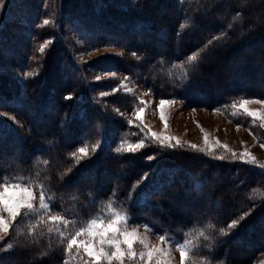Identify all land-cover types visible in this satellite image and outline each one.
I'll list each match as a JSON object with an SVG mask.
<instances>
[{"label":"trees","instance_id":"obj_1","mask_svg":"<svg viewBox=\"0 0 264 264\" xmlns=\"http://www.w3.org/2000/svg\"><path fill=\"white\" fill-rule=\"evenodd\" d=\"M152 1L163 7L167 6L168 10L163 13L151 11L149 6H151ZM258 1L82 0V5H78L77 8L83 7L87 12L83 15H77L74 10L71 15L73 22H75L74 24L88 25V30H84L88 31L91 38H87L93 42L98 40L100 42L106 41V39L117 40L116 38H110L116 31L112 29L113 24L110 25L109 21L110 19H117L121 22L120 27L123 30L125 29L126 32H129L128 28H130L133 32L137 30V32L150 35L160 30L159 32L168 41V44L176 45L178 43L180 50L184 49V54L190 49L186 47L193 48L199 45L203 50V53L201 51L202 55L207 52L205 51L207 49L206 42L212 41L214 46H216L219 43L218 41H223L224 47H215V51L220 55L224 52L227 53V51L229 53L239 50L244 43H254L264 39V0ZM41 2L42 0H8L3 8V13L0 14V24L4 27L13 25L15 30L16 26L22 28L21 25H26L24 29H26L27 33L33 32L31 26L38 16V11L41 9ZM72 4H74L72 0H61L57 3L58 6L61 5V8L65 7L62 11H65ZM250 9L255 10L256 13L252 15ZM187 13L189 17L185 21L183 15H187ZM225 14L228 15L227 18L218 19L219 17L217 16H225ZM212 17L216 18L215 25L218 26L203 32L196 42H179L184 37L183 35L196 34L200 28L202 29V25L199 23H204L206 20L212 19ZM68 20H71L70 17H66V15L60 16L57 24L65 25ZM181 23L189 25L188 28L181 27ZM238 30H240L241 34L240 36H235L233 32ZM61 33L62 31L58 35L61 36ZM92 37L95 40H92ZM213 37L218 39L213 40ZM96 43H99V41ZM127 45L134 52L144 54L143 59L145 62L147 61L150 69L145 68L143 70L142 67L140 72L147 79L146 84H153V89L155 88L159 93L158 84H164L163 80L165 81V79L166 82H170L171 73L173 76L175 75L173 70L176 69L177 72L178 68H172L182 52H178L179 56L176 55V57L172 56V53L167 54L170 50L150 55L151 49L148 46ZM256 47L248 52L246 60L243 61L244 65H240L242 67L239 66L237 70H240V74L244 75L245 78L259 76V80L264 81V66H262L264 65V49L261 46ZM67 50L64 49L66 54L64 59L67 60V66H69L70 70L74 72V76L71 74L68 78L66 77L68 84L74 79L79 81V78L80 82H82L81 85L88 84L87 79H82L84 77L82 76L81 78L79 76L80 73H77L78 71L81 72L77 61L73 60L72 56L69 61L68 57L70 55ZM171 50L175 51L173 48ZM255 61L257 64L252 65ZM108 62L111 64L109 69L116 68L120 71H127V69L132 67L130 63V67L127 66L128 68L120 66L121 62L118 59H110ZM124 63L127 64L126 61ZM17 64L11 67H17ZM50 64L48 58L46 69L44 67L45 75L50 74V71H48L51 67ZM24 65V69H29L28 64ZM101 67L105 68V66ZM136 68L139 67L136 66ZM210 68L212 70L213 67L211 66ZM251 68V73L255 71L253 76L245 72ZM75 73H77V76H75ZM189 75L190 79L184 80L185 82L181 87H177V84L173 86V92H175L173 94L177 97H180V94L181 96L185 94V100L189 103H192L199 96L206 98L205 85L198 83L200 77L197 75L193 80L192 76L194 74L190 73ZM36 80L30 77L0 76V106L14 111L28 125V131L30 130L25 135L17 128V125L15 127L0 118V161H5L8 158L15 160L6 164V167L0 165V179L24 177L29 180L33 179V175L36 174L35 176L38 177L35 179L40 180V183H44L45 190L48 194H51L50 199L53 203V208L57 211H62L71 218L77 219L78 224L96 214L102 213L105 202L113 199L127 209L132 222L148 225L153 232L168 235L176 241L190 238L192 235L190 230L192 229L195 230L193 232H196L202 226H207V236L211 239H204V241L198 242L193 251L194 254H191V257L198 260L203 258L207 261V264H220L221 261L223 264H248L264 254V174H262L264 172L254 169L250 170L246 167L240 168L237 163L229 165L225 164L224 161L211 162L206 155L204 156L201 153L198 156H193L187 155L188 153L183 151H173L174 156L165 155L166 153L164 152L159 157L160 159H154L150 163L145 159H138L140 155L130 159L121 158V153H117L115 150V136L111 134V127L114 121L106 119V116L101 112L100 107L93 101L88 92L82 95L83 97L78 101L71 103L70 100H66L65 104L72 107V113L62 114L60 110L55 111L57 116L60 114L65 117V131L70 138L69 144H63L58 139L59 135L52 141H50L48 136L40 138L37 131L30 125L33 120L30 116L33 114L30 115V111L24 114L25 108L27 110L35 109L36 104H39V106L43 107V111L47 110V112H50L54 111V103H57L59 108L61 103L59 101L52 103L55 100L53 99L54 96L57 99L59 97V93H56V88L45 86L46 82L39 87L36 85L38 83ZM150 80H153L154 83L150 82ZM190 80L193 81L191 82ZM179 81L183 82L180 78ZM67 88L65 87L64 89L62 86L59 91L63 93ZM182 91H186V93H182ZM234 94L253 95L264 99V91L261 90H243ZM34 97L39 98L37 103L33 100ZM226 100L229 99H222L221 97L220 99L210 98L209 104H216ZM196 102L199 103L201 101L198 100ZM63 109L64 107L61 106V110ZM55 114L52 112V116H49L52 118ZM36 117L39 118V115H36ZM84 122L88 123L87 128L83 126ZM62 124L54 126V131L58 132L61 128H64V124ZM80 126L82 130L77 133ZM114 127L116 128V126ZM98 137L101 139L99 142L100 147L94 151L90 159L74 167H70V165L64 167L63 161L60 162L61 164H55L54 155L57 154L62 159L61 153L64 150L63 157L67 156L65 161L70 160L69 152L71 153L77 146L95 142ZM60 147L62 150L60 152L56 151L55 148L59 149ZM33 153L37 155L36 158L38 160L35 159V161L37 160L36 165L32 167L27 160L30 157H35ZM45 160L48 161L47 164L44 163ZM129 161H135L137 168L132 169L128 164ZM151 165L154 168L148 170L152 168ZM69 167L71 171H68ZM119 169H122L123 173L129 172L128 174H132L129 176L120 175L115 179L117 181L110 182L107 188H100V190L96 191L94 187H100V184L106 180L107 173L111 174L116 170L119 171ZM215 169L219 171L218 174H215ZM220 172H225L227 177H220ZM233 172H237L238 176H233ZM145 174H147L146 179L144 178ZM83 176H87L88 183H80L75 187H69L71 182H75ZM230 176L233 177L231 178ZM229 185L233 186L231 192L229 191L230 189H226ZM175 193L180 194L179 200H184L188 195L198 196L199 200L205 202L202 205L206 211L205 214L200 218H196L193 215L194 217L192 216V218L180 224L183 219L180 216V212H178V209L168 205L169 201L175 198ZM229 205H232L233 208L227 209L226 206ZM250 209V214L241 219L243 213L249 212ZM233 219H239L240 224L236 228L229 229L227 225ZM26 221L27 219L21 220V223L17 224L18 227H14L9 239L0 243V264H14L16 260L21 261L23 259L21 258L23 257L22 255L29 253L34 255L30 254L31 257L26 258L24 264L63 263L66 258L63 251L64 247H66V239L62 244L58 233L49 234L47 231H43V235L41 233L37 234L39 230H42L41 227L36 228V239H34L27 235L28 227ZM221 228L225 229L227 235L220 233L219 230ZM18 229H23L20 235H17ZM10 242L13 244V248L8 249L6 246ZM24 242L28 244L30 242L29 246L23 245ZM239 254H246V257L238 260L236 255L238 256Z\"/></svg>","mask_w":264,"mask_h":264},{"label":"rangeland","instance_id":"obj_2","mask_svg":"<svg viewBox=\"0 0 264 264\" xmlns=\"http://www.w3.org/2000/svg\"><path fill=\"white\" fill-rule=\"evenodd\" d=\"M59 1L61 0H56V1L42 0L40 5L41 9L40 11H38V16L36 17L34 23H32L31 28L33 29V32L31 33L29 32L27 33L26 29H24L26 25H21L22 28L16 26V30H15V28H13V25L12 26L8 25L4 27L0 24V76L9 75L12 77L18 76L19 78H26V76H24L25 72H36L38 73L37 75L30 77L33 78V80L34 78L37 79L36 82L38 83L36 85L40 87L46 82L45 86H48L50 88H52L53 86L54 88H56V93H59L58 99L56 96H54L53 99L55 100H53L52 103L59 101V103H61L60 108L58 107L57 103L56 104L54 103L53 104V107L55 106L54 111L47 112V110L43 111V107L39 106V104H36L37 106H35V109L27 110L25 108L26 111L23 112L24 114H26L28 113V111H30V115L31 114L34 115V116L33 115L30 116L33 119V120L31 119L32 122L30 125L33 129H35V131H37L38 137L42 138L44 136H48L50 141H52V139L58 137L59 135L60 137H58V139L62 141L63 144L64 143L69 144L70 138L69 136H67V132L65 131L66 130L65 128L66 121H64L65 117L64 115L62 116L60 114L57 116L55 114L56 113L55 111L60 110L62 114L64 113L68 114V112L72 113V107H70L68 104H65L66 102V100L64 99L65 95H67L68 93L73 94V98L70 100L72 103L73 101H78L79 99H81L83 97L82 95L88 92L90 94V97H92L93 101L96 104H98L101 112L106 116V119L114 121L113 126L111 127V134L115 136V150L116 148L120 147L121 141L136 143L140 139L145 140L146 146L144 148L134 153L121 151L120 152L121 158L124 157L126 159H130V158H136L137 156L140 155L138 159L140 160L145 159L146 161H148V163H150L154 159L158 160V158L161 157L163 155L162 153L164 152L166 153L165 155L174 156L175 154L173 151H183L185 153H188L187 155H193V156H198L200 155L199 153H201L204 156L206 155L209 161L219 162L221 160L214 158L213 155H210L204 151L193 150L188 146L189 142H191L192 144H196L200 146V148L202 149L205 148L204 133L207 132L210 143L214 144L218 139L221 144H227L228 147L234 150L236 153H241L245 149H247L249 152L252 153V155H254L257 158L259 164H264V148L261 147V144H264V122H262L259 118L254 119L253 117L248 116L241 109H234L232 107L233 101L238 102L241 98H244L253 101L252 103L247 105L248 108L254 110H260L262 113H264V104H258L254 102L255 100H264L263 98L253 95L234 94L241 92L243 90L264 91V81H260L259 76L254 78H245L244 75L240 74L239 72L240 70L239 71L237 70L240 65H244L243 61L246 60V55L248 54V52L253 50L254 47L261 46L264 49V39L262 41H256L254 43H244L239 48V50H235L234 52L231 51L229 53L227 51V53L224 52L220 55L217 54V51H215V47L216 48L224 47L223 41H218L219 43L216 46H214V43L212 42L211 43L206 42L205 45H207V49H205V51L207 52L202 54L203 56L201 55V51L203 53V50L199 47V45L193 48L186 47V48H190L188 50L189 53L185 52L184 54V49L180 50L178 43L176 45L168 44V41L165 40L164 37L159 32L160 30L150 35L143 32H137L136 29H135L136 32H133V30L130 28H128L129 32H126L125 29L123 30L120 27V23H121L120 21H118L117 19L116 20L110 19L109 20L110 25L113 24V27L111 26L112 29L116 31L114 32L115 34L113 33L110 36V38L111 37L113 39L116 38L117 40L106 39V41L103 40L101 42L100 40H98L99 43H96L98 41L93 42L88 39L91 38V35L87 31L88 25L74 24L75 22H73L74 20L72 19L71 14L74 12V10L76 11L77 15L78 14L83 15L84 13L87 12V10L83 7L77 8L78 5H82V0H72L74 4L69 6L65 11H62L63 8L65 7L61 8V5L60 6L57 5ZM229 1L237 2V0H229ZM254 1H258V0H254ZM7 2L8 0H6V3ZM149 7H151V11L158 13H163L164 11L168 10L167 6L163 7L160 4L159 5L156 4L154 1H152L151 6ZM2 13H3V9H0V14ZM188 13L187 15L185 14L183 15L185 21L188 20L187 18L189 17ZM250 13L253 15L256 12L255 10L250 9ZM63 15H66V17H70L71 20L65 22V25L57 24L58 19H60V16ZM217 17H219L218 19H222V17L227 18L228 15L225 14V16L221 15ZM45 19L49 21L47 25L43 23ZM215 23H216V18L213 17L210 20H206L204 23H199L200 25H202V29L200 28L201 30L199 29L197 33L196 31H194V33L196 34L193 35L192 34L188 36L183 35L184 37L180 39L179 42L180 43L182 42L186 43L192 41L196 42L200 38V35L203 32H205L209 28L218 26L215 25ZM188 26L184 25V28L186 27L188 28ZM61 31H62L61 36H59L58 34ZM233 34L235 36H240L241 33L240 30H238L233 32ZM92 40H95V38H93ZM46 41L48 43L45 47V50L44 52H41L40 46L42 44H45ZM117 41H119V43H117ZM127 44L148 46L151 49L150 55L160 54L162 52L164 53V51L166 52L167 50H170V52L168 51L169 53L167 54L172 53V56L174 55L176 57V55L179 56V53L182 52L181 55L179 56V59H176L172 68V69H174L175 67L178 68L177 72L176 69L173 70L175 75L173 76V74L171 73L173 79L171 78L169 80L170 82H166L165 79V81L163 80L164 84H158L159 87L157 88H160L159 93L158 91L155 90V88L153 89L152 87L153 84L151 85L150 83L148 85L146 84L147 79L140 72V69L142 67L143 70H145V68L150 69L149 65H147V61L145 62L143 59L144 54L141 53L138 54V52H134L133 50L130 49V47ZM63 48L66 50L68 49L67 52L70 55L68 57L69 61L71 56L74 58V59L72 58L73 60L77 61L78 66L81 69V72L78 71L77 73L78 74L80 73L79 76L81 78L82 76L84 77L82 79L84 80L87 79L89 85L82 84L83 85L82 86L81 85L82 82H80L81 81L80 78L79 81H76V79H74L72 82L70 81L71 85L68 84L67 78L71 74L72 76H74L73 74L74 72H72L69 66H67V60L64 59L66 54L64 53ZM172 48L175 51H172L171 50ZM193 52H196L198 54L199 62L198 64H196L195 69L191 70L189 74L190 73L192 75L194 74L192 76L193 80L194 78H196L197 75L200 77L198 83L205 85V89H206L205 92L207 97L205 98L204 96H199L196 97L192 101V103H189L186 102L185 100L186 98L185 94L184 96H181L180 94V97H177L176 95L173 94L175 93L173 92L174 90L173 86L177 84L178 85L177 87H181L185 82L184 81L185 69L193 68V62L188 61L187 57ZM133 53H136V55H133ZM48 58H49V64L51 63L50 64L51 67L48 70L50 71V74L45 75L44 67L46 69V63L48 62ZM110 59H118L121 62L120 66L122 67L126 66V68H128L127 66L130 67V65L132 67L127 69V71H120L119 69L116 68L109 69V66L111 64H109L110 62H108V60ZM124 61H126L127 64L124 63ZM8 63L10 64L7 65ZM14 64H17L18 66L11 67ZM24 64H28L29 69H24L25 68ZM255 64H257L256 61L252 63V65ZM101 66H105V68L103 69ZM136 66H138L139 68H136ZM211 66L213 67L212 71L210 68ZM5 67H11V68H5ZM207 68L208 70L210 68V70L208 71ZM251 71L252 68L248 69V71L246 70L245 72L253 76L255 74L254 73L255 71L252 73ZM113 72L115 73V75L110 74ZM77 73H75V76H77ZM97 76L100 77L99 80L96 79ZM153 76L155 77V75ZM126 77L127 80L125 79ZM178 77L183 82H180ZM193 80L190 81L192 82ZM122 82H124L128 88L132 89V91L125 92L122 86ZM150 82H153V80H150ZM62 86L64 87V89L65 87H68L67 90L63 93L59 91V89ZM113 88H117L118 90L116 92H112ZM149 89H151V91H148ZM101 92L108 93V95L101 97L100 96ZM184 92L186 93V91H182V93ZM164 93L165 95H163ZM220 97L222 99L227 98L229 100L222 101L216 104L215 103L209 104L210 98L220 99ZM139 98H142L144 101H146V105H139ZM161 99L175 100V103L164 106V114L168 122V128L166 130L164 128V123L160 119V111L158 108ZM33 100L37 103L39 101V98L34 97ZM195 100L196 101L199 100L201 102L197 103ZM61 106L64 107L63 110H61ZM137 106H142L145 108V111L142 114L143 125L151 128L155 132L166 131L168 135L178 137L183 146H177L176 148H171V147L161 148L155 141L151 139H147L145 137L144 131H142L141 128V121L136 120L135 116H133V110ZM116 109H119V112H117ZM215 109H219V111H216ZM52 112L53 114H55V116L51 118ZM121 113L123 115H121ZM36 115H39V118H37ZM47 116L49 117L47 118ZM0 118L4 119L5 121L14 125L15 127L17 125V128L20 129L22 133L25 135L30 131V130L28 131L29 129L27 127L28 125L25 124L24 120L20 119L14 113V111L8 110L2 106H0ZM129 120H133L135 121V123L129 124L128 123ZM61 123L64 124V128H61V130L55 132L54 126L59 125ZM81 126L79 127V131H77V133L80 132V130H82ZM83 126L87 128L88 123L86 124V122H84ZM114 126H116V128ZM74 140H76V138H74ZM100 141L101 139L98 137V139L95 140V142L77 146L76 149L73 150L75 151L79 147L85 145L88 147L90 152V157L85 158L80 163L85 162L86 160L91 158L92 154L94 153V151L92 150V145ZM173 143H175V141H173ZM55 149L56 151L59 152L60 150H62L61 147L59 149L57 148ZM63 151L64 150H62L61 153L62 159L59 158L55 153L56 155H54L53 157L55 164L63 161L64 167L68 165H70V167H74L75 165H77L75 162V158L71 156H70L71 157L70 160L65 161L67 159V156L63 157L64 155ZM214 153L215 156H219V155H226L228 157L231 156V154L226 152V150L223 149L222 147H217L214 150ZM34 155L35 157L34 156L30 157L27 160L29 164L32 165V167L36 165V162L38 160L36 158L37 155L36 154ZM150 155L154 157L151 160L148 159V156ZM35 159L37 160L35 161ZM14 161L15 160L8 158L5 161H0V165L6 167L5 166L6 164L12 163ZM223 161L225 164L227 163L229 165H233L237 163L240 166V168L246 167L250 170L254 169L264 172V169L259 168L258 165L245 164L238 159L229 158ZM128 164L131 166L132 169L137 168L136 167L137 163L135 161L134 162L129 161ZM151 167L152 168L148 170H152L154 168L153 165H151ZM121 170L120 169L119 171L116 170L111 174L107 173L106 180L102 182V184H100V187H94L96 191L100 190V188L103 189L107 188L109 183L117 181L115 179L120 175L129 176L130 174H132V173L128 174L129 172L123 173V171ZM216 170L217 169L214 170L215 174L216 173L218 174L219 171ZM35 175L36 174L33 175L34 178L31 180L40 183V180L35 179L38 177ZM219 175L220 177L222 176L224 178L227 177L225 172H220ZM232 175L238 176V173L233 172ZM233 176L230 177L232 178ZM17 178L16 177L8 178V180L12 181V180H16ZM2 182H4V178L0 179V183ZM24 182L27 183L28 180L24 179ZM88 182L89 181L87 176H83L79 180L75 182H71V184H69V187L72 188L75 187L77 184L88 183ZM232 188L233 186L229 185V187H227L226 189L227 190L230 189L229 191L231 192ZM36 192L38 196L39 194L38 187L36 189ZM46 193L49 197V200L51 201L50 199L51 194L50 193L48 194L47 191ZM179 196L180 194L175 193V198L169 201L168 205L178 209V212H180L181 214L180 216L183 217L182 222H180V224L192 218L193 215H195L196 218H200L202 217L203 214H205L206 211L202 207V205H204L205 202L199 200L198 196L188 195L184 200H179ZM109 203H111L118 210L122 212L124 211L127 212V209L125 207H122V205H120L113 199H109V201L105 202V206L103 207L104 210H102V213L96 214L93 217H98L100 215H103L105 219H109L110 216L107 212V205ZM37 206H38V200H37ZM226 207L227 209L233 208L232 205ZM52 210L54 212L57 211L54 208ZM60 212L61 214H64L62 211ZM37 219L38 217L36 215H32L29 218H27L26 221L27 227H29L30 224L36 223ZM21 220H23V218L21 217L17 218V221L14 222L13 227L12 229H10L8 236H6L3 241L9 239V235L12 234L14 227L16 226L18 227L17 224L19 222L21 223ZM144 225L145 224L136 223L134 221L132 222L131 219L129 221L130 228L136 227L141 234H146L148 236V240L150 244L160 246L161 242L159 241V236L165 234H157L153 232L150 227H148L146 230ZM77 226H79V224H77ZM37 227H41V226L37 225ZM206 228L207 226L203 227L206 233L205 235L207 236ZM41 231L42 230H39L37 234H40ZM43 231L46 232V229H43ZM193 231L195 230L194 229L190 230V233L192 235L190 236V238H187L193 242L192 251L190 255L194 254L193 251L195 250V247L197 246L198 242L204 241V237L198 236V232L200 231V229L196 230V232ZM30 236L33 237L32 235ZM33 238L36 239V233ZM169 238L171 239V237ZM3 241H0V243H2ZM183 241H179V242L182 243ZM29 244L26 242L23 243V245H28V246ZM140 247H141L140 245L138 244L136 245L137 251L140 250ZM163 247L167 248L168 245L165 244L163 245ZM30 254L32 256L34 255L32 253L24 254L22 255L23 257H21L23 259H21V261L16 260L14 264H24L25 259L31 257ZM73 254L74 255L72 259V264H83L84 260L89 259V257H87L86 254H82V253L77 254L75 248L73 249ZM245 257L246 254H239L238 256L236 255V258L238 260H242ZM165 259L171 260V264H180V254L178 249L176 248L175 243H172L171 245L170 256L166 257ZM261 261H264V254H262L260 258L253 260L248 264H260ZM125 264H130V262L127 260V257H125Z\"/></svg>","mask_w":264,"mask_h":264},{"label":"snow or ice","instance_id":"obj_3","mask_svg":"<svg viewBox=\"0 0 264 264\" xmlns=\"http://www.w3.org/2000/svg\"><path fill=\"white\" fill-rule=\"evenodd\" d=\"M6 0H0V9L5 6ZM45 25L49 23L47 19L43 21ZM184 25L182 24L181 27ZM218 39L213 37V40ZM212 41H209L211 43ZM45 44L40 46V51L44 52ZM136 55V53H133ZM187 60L193 62L192 69H185L184 79H190L189 72L195 69L196 64H198V54L196 52L191 53ZM36 72H25L24 76L31 77L35 76ZM115 75V73H110ZM97 80L100 79L99 76L96 77ZM127 80V77L125 78ZM122 86L125 92H131L132 89L128 88L127 85L122 82ZM118 89L113 88L112 92H116ZM148 91H151L149 89ZM108 95V93L101 92L100 96L103 97ZM73 98L72 93L65 95V100H71ZM253 101L249 99L241 98L238 102L233 101L232 107L234 109H241L248 116L259 118L264 122V113L260 110H254L247 107L248 104ZM255 103L264 104V100H255ZM175 103L174 99L165 100L161 99L158 105L160 111V119L164 123L165 130L168 128V122L164 114V106L171 105ZM139 105H146V101L139 98ZM219 111V109H215ZM119 112V109H116ZM145 108L142 106H137L133 110V116L136 120L141 121V128L144 131L145 137L155 141L161 148H176L177 146H183L178 137L168 135L167 132H155L151 128L143 125V113ZM121 115H123L121 113ZM15 119V118H13ZM129 124L135 123L133 120L128 121ZM239 127V125H238ZM203 131V129H202ZM175 141V143H173ZM204 144L205 148H200L196 144L189 142L188 146L196 151H204L214 158L221 161L225 159H238L245 164L258 165L259 168L264 169V164H259L257 158L252 155L247 149L241 153H236L234 150L230 149L227 144H221L217 139L216 142L210 143L208 133H204ZM145 140L140 139L136 143H130L127 141H121L120 147L116 148V152H136L144 148ZM100 143L92 145V150H98ZM217 147H222L226 152L230 153L231 156L226 155L215 156L214 150ZM264 148V144H261ZM70 156L75 158L77 165L80 164L82 160L90 157V152L88 147L81 146L77 150L72 151ZM153 156H148V159H153ZM45 164L48 163L47 160L44 161ZM68 171H71L69 168ZM264 174V173H262ZM145 179L147 174H145ZM24 177H18L16 180L9 181L8 178H4V182L0 183V241H3L6 236H8L10 229H12L14 222L17 221L18 217L27 219L32 215H36L38 219L36 223L30 224L27 229V235L35 236L37 225L42 227L41 235L44 234L43 229H46L47 233H58L61 237V243L63 244L66 239V247L63 251L66 259L63 264H72L73 259V249H76L77 254H86L89 257L88 260H84L83 264H125V257L130 262V264H171V260L165 259L170 256L171 245L175 243L176 248L180 254V264H207V261L203 258L198 260L191 257L190 253L192 251L193 242L189 239H185L182 243L179 241H173L167 235H160L159 241L160 246L150 244L148 236L146 234H141L136 227H129V221L131 217L126 211L122 212L114 207L111 203L107 205V212L110 216L109 219H105L103 215L98 217H92L86 221L79 222L75 218H69L68 215L61 214L60 211H53V203L49 200V197L45 190L44 183H37L28 180L27 183L24 182ZM39 188V194L37 196L36 189ZM38 200V206H37ZM251 212L243 213L244 217H247ZM240 224L239 219H233L227 225L229 229L236 228ZM147 230L148 225H144ZM221 234L227 235L224 228L220 230ZM23 232V229L17 230V235ZM198 236L204 237L205 240L211 239L209 236L205 235L203 228L198 232ZM140 245V250L137 251L136 245ZM167 244L168 247L165 248L163 245ZM8 249L13 248V244L10 242L6 246ZM138 257V259H137ZM220 264H223L221 261ZM260 264H264L261 261Z\"/></svg>","mask_w":264,"mask_h":264},{"label":"bare ground","instance_id":"obj_4","mask_svg":"<svg viewBox=\"0 0 264 264\" xmlns=\"http://www.w3.org/2000/svg\"><path fill=\"white\" fill-rule=\"evenodd\" d=\"M169 6H170V5H169ZM166 43H167V42H166ZM256 48H257V47H256ZM218 59H219V58H218ZM218 61H219V60H218ZM213 62H214V61H213ZM216 63H217V62H216ZM219 63H220V62H219ZM213 65H214V64H213ZM213 65H212V66H213ZM207 69H208V68H207ZM217 69H218V67H217ZM209 70H210V68H209ZM209 70H208V71H209ZM211 71H212V70H211ZM217 74H218V73H217ZM221 74H222V73H221ZM230 76H231V75H230ZM216 78H217V77H216ZM214 79H215V78H214ZM207 80H208V79H207ZM209 80H211V79H209ZM217 80H218V79H217ZM217 82H218V81H217ZM226 83H227V82H226ZM257 86H258V85H257ZM221 87H222V86H221ZM226 87H227V86H226ZM209 93H210V92H209ZM191 94H192V93H191ZM205 95H206V94H205ZM221 97H222V96H221ZM194 98H195V97H194ZM250 176H251V175H250ZM171 187H172V186H171ZM187 208H188V207H187Z\"/></svg>","mask_w":264,"mask_h":264}]
</instances>
